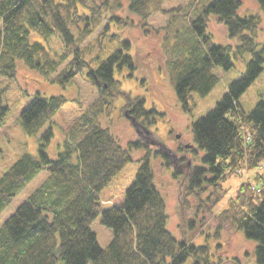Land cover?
I'll return each instance as SVG.
<instances>
[{"label": "trees", "instance_id": "obj_1", "mask_svg": "<svg viewBox=\"0 0 264 264\" xmlns=\"http://www.w3.org/2000/svg\"><path fill=\"white\" fill-rule=\"evenodd\" d=\"M196 1L162 8L165 0H0V77L14 81L17 61L22 60L60 85L70 83L86 68L87 79L98 88L96 99L66 129L55 158L45 148L53 136V118L66 97L36 92L21 110L22 131L40 134L37 157L23 152L0 175V213L42 169L47 175L0 225V264H183L189 259L191 264H212L206 244L169 230L166 203L153 181L147 145L133 141L122 145L99 119L100 114H109L115 88L125 93L115 74L137 67L129 40L110 32V25H134L129 14L145 21L161 11L166 15L164 41L176 53L168 60L167 70L184 111L191 109L192 94L203 97L217 84L215 68L230 69L237 56L251 55L245 73L192 123L193 141L203 154L199 165L187 166L184 199L200 198L210 187L197 207L210 209L228 194L223 187L226 177L262 170L264 94L250 110L240 102L263 70L264 45L256 41L260 17L240 14L242 0ZM255 1L264 15V0ZM210 15L225 27L234 47L211 39L204 28ZM97 28L113 44L106 55L105 48L97 45V53L86 59L92 47L86 48L83 42ZM52 40L58 47L51 45ZM1 96L0 127L10 110ZM126 102L131 120L150 116L155 120V110L145 107L144 98L127 97ZM141 147L147 152L123 203L103 206L99 192L132 161L131 150ZM227 199L217 217L254 242L255 263L264 264V171L241 180ZM99 216L112 231L105 247L90 226Z\"/></svg>", "mask_w": 264, "mask_h": 264}, {"label": "rangeland", "instance_id": "obj_2", "mask_svg": "<svg viewBox=\"0 0 264 264\" xmlns=\"http://www.w3.org/2000/svg\"><path fill=\"white\" fill-rule=\"evenodd\" d=\"M190 1L165 0L162 8L184 6ZM192 1L194 3L196 0ZM125 13V11L122 12V14ZM239 13L243 15L255 14L260 17L256 41L264 45V15L256 1L242 0ZM129 17L133 18L131 22L134 25L112 24L109 31L118 33L121 39L129 40L130 52L133 54L137 67L133 71L123 69L115 74L116 78L120 80L119 88L121 87L125 93L120 94L118 88H115L109 114L102 113L99 116L102 125L110 127L122 145L126 146L131 141L147 145L153 169V181L165 200L168 215L167 226L175 236H187L194 243L206 244L208 258L213 261L212 264H256L252 255L254 242L247 240L240 231L234 229L228 222L220 220L217 215L226 206L228 196L234 194L241 180L248 179L256 171H264V161L260 164L262 170L257 168L249 172H242L239 176L226 177L223 187L229 190L228 194L219 204L210 209L206 206L197 209L202 202L201 198L205 199L211 190L210 187H206L200 198L194 195H190L186 199L183 197L188 168L199 165L203 154L193 141L192 123L208 113L227 91L228 85L245 73L246 64L251 59V55L246 53L244 57L237 56L236 59H233V66L230 69L215 68L214 71L219 79L217 84L203 97L192 94V102L189 104L191 109L184 111L176 98L167 70L168 60L173 59L176 53L175 49L170 48L169 50L167 46L171 44L164 41L163 26H165L166 15L161 11L156 12L145 21L133 14H129ZM204 28L215 43H228L234 47L235 41L229 40L225 27L215 16L210 15L206 18ZM100 30V28L94 30L90 37L83 42V46H87L86 48L92 47L90 54L86 55V59L93 58L97 53V45L105 48L104 54L106 55L108 47L113 44L112 41H109L110 37L100 35ZM51 45L58 47L55 40L51 41ZM262 67V72L240 97V102L246 110H250L264 94V62ZM80 72L74 76L70 83L60 85L53 83L50 78L41 76L36 70L28 68L22 60H18L14 81V78L0 77L1 99H4V103L10 107L4 117L3 125L0 127V175L23 152L31 153L37 157L40 134L27 135L19 125L21 110L27 105L31 95L36 92L45 97L61 94L67 99L66 104L53 118V136L45 148L51 158L56 157L61 149L66 129L80 114V111L84 110L98 95V88L91 85L87 79L86 68ZM127 97L144 98L145 107L148 110H155V120L152 116L149 120L144 117L131 120L132 117L126 111L131 108L126 102ZM146 152L145 147L131 150L132 161L99 192L103 206L123 203L125 192L133 182L135 173L141 164L140 159ZM46 175L47 170L42 169L9 203L0 213V225L42 182ZM188 220H193L191 226H188L189 223L187 225ZM90 226L96 234L99 245L105 247L112 239L111 229L101 223L100 216L95 218ZM183 264H191V259Z\"/></svg>", "mask_w": 264, "mask_h": 264}, {"label": "water", "instance_id": "obj_3", "mask_svg": "<svg viewBox=\"0 0 264 264\" xmlns=\"http://www.w3.org/2000/svg\"><path fill=\"white\" fill-rule=\"evenodd\" d=\"M177 137H178V135H177Z\"/></svg>", "mask_w": 264, "mask_h": 264}]
</instances>
